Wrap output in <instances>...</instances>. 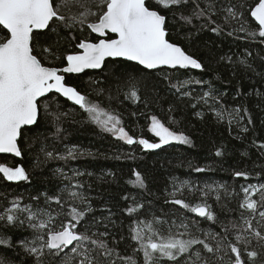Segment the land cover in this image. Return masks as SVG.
Returning <instances> with one entry per match:
<instances>
[{
	"label": "trees",
	"instance_id": "obj_1",
	"mask_svg": "<svg viewBox=\"0 0 264 264\" xmlns=\"http://www.w3.org/2000/svg\"><path fill=\"white\" fill-rule=\"evenodd\" d=\"M91 2L85 0L86 4ZM213 2L216 6L214 15L192 16L190 23L180 19V11L175 9L165 13L170 42L198 59L204 65L203 71L161 69L150 72L129 62L107 60L99 71L65 76L66 83L90 101L118 115L121 126L135 139L159 142L150 133L151 117L155 116L171 130L188 136L191 143L172 141L155 152L143 151L140 144L129 145L103 130L80 107L50 94L42 99L37 124L22 132L19 140L21 158L0 155V165L22 166L29 176L27 181H8L0 173V215L12 207L13 201L21 207L37 203L43 207L45 194L60 195L66 185L79 184L82 187L72 190L86 196L93 209L86 219L91 223L90 218L95 217L101 222L98 228H92V232L104 231L103 225L107 224L110 245L117 247L122 255L134 256L137 264H143L142 253L134 251L139 244L132 239L131 229L136 222L152 221L153 217L168 221L167 225L154 224L162 236L168 235V225L172 221L179 223L181 218L189 222L194 236L213 247L216 239L206 237V233H219L217 239L226 236L224 250L217 255L207 253L201 245H195L194 250L199 249L211 264H234L235 254L227 249V244L237 243V233L235 230L225 233L223 225L239 221L241 213L249 215L247 210L240 208L245 198L244 188L252 185L259 189L264 185V149L260 147L264 144V43L261 42L264 38L248 35L250 31L258 32V26L250 16L258 0ZM196 3L206 8L208 0H189V4L181 9L183 14L191 16ZM232 4L243 9L244 17L240 23L247 31H237L240 23L234 20L231 23L225 21L226 13L222 9ZM217 27L218 32L212 31ZM5 35L7 32L0 27V36ZM34 35L37 51L59 41L55 50L61 58L55 63L60 67L65 66L64 55L79 51L76 45L81 40L89 41L91 37L89 30H85L75 33L77 39L71 40L62 27H58L56 33L46 30ZM229 57L231 62L227 59ZM245 59L250 67L239 63ZM131 77L138 81L139 101L126 98L134 82ZM190 79L204 83H191L179 91L172 87L179 81ZM209 81L211 85L207 83ZM210 89L217 96L218 103L210 100L206 105L199 101V97ZM189 92L191 96L184 94ZM237 107L241 108L239 122L233 120L231 124L227 115L218 119L213 110L231 111ZM70 150L75 158L68 155ZM218 151L219 156L216 155ZM197 168L203 171H196ZM136 172L143 177L145 187L140 188L134 183ZM236 172H244L246 176L237 177ZM182 184L188 187L177 192L175 198L184 199L192 206L206 201L216 216L215 221L197 217L179 205L165 202L173 199L169 193L175 191L174 185L179 187ZM204 192L206 197L202 195ZM248 195L260 200L259 191H250ZM37 196L40 201L33 200ZM70 203L86 207L78 202ZM138 204L144 207L137 208ZM50 208L59 210L55 203H51ZM129 208L137 210L130 214ZM69 219L71 217L61 215L55 224L59 227L61 221L67 223ZM193 224L195 227L191 226ZM176 231L173 229L174 233ZM0 236L11 241L10 244H0V259L7 264H37V257L29 254L21 243L33 238V230L27 224L21 227L0 221ZM113 237L118 244L113 245ZM36 246L39 247V243ZM238 246L242 248V259L246 264H253L247 256V252L253 250L259 253L256 264H264V249L257 247L255 241L246 250L243 245ZM47 252L45 249V255L39 258L42 264H60V257L50 256ZM160 264L172 262L161 260Z\"/></svg>",
	"mask_w": 264,
	"mask_h": 264
},
{
	"label": "snow or ice",
	"instance_id": "obj_2",
	"mask_svg": "<svg viewBox=\"0 0 264 264\" xmlns=\"http://www.w3.org/2000/svg\"><path fill=\"white\" fill-rule=\"evenodd\" d=\"M189 4V0H92L86 4L85 0H0V26L7 30V35L0 36V153H14L19 157L22 155L18 145V139L26 126L37 124L41 115V98L49 93H59L68 100L80 106L89 119L100 126L103 130L112 133L127 144H140L144 149L155 150L172 141L190 144L191 140L183 133H177L165 126L155 116L151 117L150 131L159 138V142L152 143L147 139H135L125 130L121 118L101 107L98 103L90 101L86 95L81 94L74 86L66 83L67 73H82L86 69H100L105 61L123 59L128 62H135L143 66L144 70H157L167 67L169 69H199L203 71L204 65L193 55L188 54L181 46L170 42L166 27L167 11H180V19L190 23L192 16L197 18L207 14L214 15L216 6L213 0H208L206 8L196 3L191 16L184 15L181 9ZM75 9L74 11L72 9ZM95 9V11L93 10ZM67 10V11H66ZM225 21L231 23L233 20L240 23L244 17V11L235 4L222 9ZM250 16L258 25L257 31H250L248 35L255 38L257 35L264 38V0L258 3L250 11ZM211 16L209 15V19ZM67 30L68 38L76 40L75 33L90 30L98 34L97 42L81 40L77 45L79 51H74L63 56L66 66H57L55 61L61 57L56 54L55 41L52 45L42 46L37 51L35 44V33L39 30L57 32V28ZM219 27L212 31L218 32ZM237 31H247L244 24L240 23ZM110 34H115L112 38ZM232 33H229L231 35ZM57 35H59L57 33ZM264 43V40L261 41ZM250 55V53H249ZM231 62V58H227ZM247 67V60L239 61ZM126 98L139 101L138 88L135 77ZM191 83H204L200 80L179 81L172 85L177 91L181 87ZM211 85V82H207ZM191 96V93H184ZM218 103V98L210 89L204 92L199 101L209 104ZM193 107L196 105L193 104ZM47 109V104L44 105ZM218 119H224L227 115L228 123L233 120L239 122L241 108H233L231 111L223 108H214ZM171 111V109H169ZM199 115V113H197ZM247 131V128H244ZM260 147L264 149V144ZM218 151L216 155H220ZM51 156L52 153H47ZM74 157L73 150L68 153ZM196 171H203L197 168ZM0 173L8 181H27L29 176L22 166L8 167L0 165ZM237 177L246 176L244 172H236ZM134 183L140 188L145 187L144 179L139 172L135 173ZM76 184L61 190L60 195L48 196L45 194L43 207L36 205L20 206L13 201L12 207L6 209L4 215H0V221L9 225L25 224L33 230L31 240H22V245L29 254L37 257V264H42L39 259L47 254L60 257V264H137L132 255H122L117 247L110 245L107 224H104V231L92 232L93 227H99L100 221L88 214L93 211L90 201L81 192L72 189L80 188ZM175 187V191L169 193L172 200L166 203L179 205L183 209L196 213L199 217L215 221L216 216L211 206L206 201L192 206L184 199L175 198L177 192H181L188 185ZM223 187V186H221ZM198 190V189H197ZM245 198L240 204L241 209L248 211L249 215L240 214L239 221L233 220L223 225L225 233L235 230L236 244L228 242L227 249L235 254L234 264H246L242 259L243 245L245 250L253 241L257 247L264 249V185L259 189L252 185L243 189ZM260 192V200L252 199L249 192ZM204 197L207 193L202 194ZM127 199V197H125ZM219 200V196L217 197ZM34 201H40V197H33ZM86 205L81 208L77 206ZM51 203L59 206V210L51 209ZM65 205L68 210L65 211ZM259 205V207H258ZM138 204L137 208H143ZM137 208H129L131 214ZM55 212V215H53ZM64 215L71 217L64 223L61 221L59 227L55 220ZM23 217V218H22ZM154 224L167 225L168 221L160 217H153L152 221H138L131 231L132 239L139 244L135 252L142 253L143 264H160L161 260H167L172 264H211L208 257L202 255L199 249L194 250L195 245H201L209 254L217 255L224 250L226 236L217 239L219 233H206V237L216 239V246L213 247L206 240L194 236L190 230L189 222L180 219L179 223L172 221L168 225V235H160ZM79 226V227H78ZM195 227V225H191ZM173 229L177 231L174 233ZM179 229H184L183 232ZM188 238H184V237ZM158 237V239H155ZM6 236H0V244H10ZM39 243V247H37ZM112 243L119 241L112 238ZM31 245V246H29ZM68 249V252L65 250ZM63 253V255H61ZM259 253L255 250L247 252V256L256 264ZM183 258V260H181ZM223 259V256H218ZM0 264H7L0 259Z\"/></svg>",
	"mask_w": 264,
	"mask_h": 264
},
{
	"label": "water",
	"instance_id": "obj_3",
	"mask_svg": "<svg viewBox=\"0 0 264 264\" xmlns=\"http://www.w3.org/2000/svg\"><path fill=\"white\" fill-rule=\"evenodd\" d=\"M252 18V17H251ZM252 20L254 21V18H252ZM255 22V21H254ZM256 23V22H255ZM256 25H257V23H256ZM258 26V25H257ZM1 28H3V26H0ZM5 30V29H4ZM6 32H7V30H5ZM44 31H46V30H39V31H37L36 33H38V32H44ZM93 34H95L96 36H98V34H96V33H93ZM113 35H115V34H113ZM108 60H112L111 58H109ZM117 60H121V61H125V60H123V59H117ZM107 61V60H106ZM105 61V62H106ZM125 62H128V61H125ZM129 63H132V64H136L135 62H129ZM137 65V64H136ZM65 66H66V64H65ZM104 66V65H103ZM103 66L100 68V69H86L84 72H82V73H67V74H64L65 76L66 75H82L83 73H85V72H87V71H99V70H101L102 68H103ZM139 66V65H138ZM141 68H143V66H140ZM144 69V68H143ZM162 69H168V70H173V69H169V68H167V67H164V68H162ZM158 70H161V69H157V70H148V71H150V72H152V71H158ZM178 70V69H177ZM179 70H192V71H201V70H199V69H191V68H189V69H179ZM50 94H55V95H58V96H60L61 98H63V99H65V100H67V101H69V102H71L72 104H74V105H76L73 101H70V100H68L66 97H63L61 94H59V93H55V92H53V93H49L48 95H50ZM47 95V96H48ZM46 96V97H47ZM45 98V97H44ZM43 98H41V100H42ZM76 106H78V105H76ZM78 107H80V106H78ZM36 125V124H35ZM35 125H32V126H26L23 130H22V132L25 130V129H27V128H31V127H33V126H35ZM21 138V137H20ZM20 138L18 139V145H19V140H20ZM148 140V139H147ZM149 142H152V141H150L149 140ZM152 143H154V142H152ZM20 147V146H19ZM141 147H142V149H143V151H146V152H149V151H151V152H154V151H157L158 149H155V150H148V149H144L143 148V146L141 145ZM162 147H164V146H162ZM21 149V148H20ZM160 149V148H159ZM21 153H22V151H21ZM0 155H2V156H9V157H13V158H16V159H19V158H21V156H19V157H17V156H15V154L14 153H0ZM194 215H196L197 217H199L196 213H194ZM201 218H204V217H201Z\"/></svg>",
	"mask_w": 264,
	"mask_h": 264
},
{
	"label": "flooded vegetation",
	"instance_id": "obj_4",
	"mask_svg": "<svg viewBox=\"0 0 264 264\" xmlns=\"http://www.w3.org/2000/svg\"><path fill=\"white\" fill-rule=\"evenodd\" d=\"M89 32H90V30H89ZM90 34H91V37H90V40L89 41H91V42H97V36L95 35V34H93V33H91L90 32ZM111 36H112V38H115V35H113V34H110ZM91 39H93V40H91ZM79 50V49H78ZM66 64V63H65ZM159 141V140H158ZM154 143H157V141L156 142H154ZM141 146V145H140ZM165 146V145H164ZM162 148V147H161ZM159 150V149H158ZM150 152V151H149ZM155 152V151H154Z\"/></svg>",
	"mask_w": 264,
	"mask_h": 264
},
{
	"label": "rangeland",
	"instance_id": "obj_5",
	"mask_svg": "<svg viewBox=\"0 0 264 264\" xmlns=\"http://www.w3.org/2000/svg\"><path fill=\"white\" fill-rule=\"evenodd\" d=\"M94 11H95V9H93ZM67 11V10H66ZM150 133H151V135L154 137V138H156V139H158L159 140V138L158 137H155V134L154 133H152L151 131H150Z\"/></svg>",
	"mask_w": 264,
	"mask_h": 264
}]
</instances>
